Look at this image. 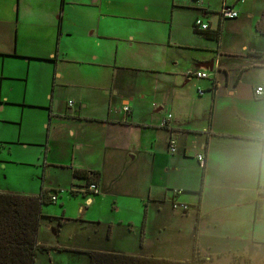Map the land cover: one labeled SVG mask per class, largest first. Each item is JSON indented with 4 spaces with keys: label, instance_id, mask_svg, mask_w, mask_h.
I'll return each instance as SVG.
<instances>
[{
    "label": "crops",
    "instance_id": "crops-1",
    "mask_svg": "<svg viewBox=\"0 0 264 264\" xmlns=\"http://www.w3.org/2000/svg\"><path fill=\"white\" fill-rule=\"evenodd\" d=\"M224 6L238 17L222 19ZM197 19L218 30L219 40L197 33ZM258 24L264 31V0H0V58L46 65L48 151L69 165L79 187L72 191L87 186L75 169L98 172L96 195L127 196L142 216L138 227L44 216L38 244L48 249L35 264H57L60 254L67 264H89L86 251L153 257L142 202L166 216L158 234L174 219L187 220L193 251L207 259L213 255L204 250L219 244L251 250V260L264 248ZM199 71L208 77L197 78Z\"/></svg>",
    "mask_w": 264,
    "mask_h": 264
},
{
    "label": "rangeland",
    "instance_id": "rangeland-1",
    "mask_svg": "<svg viewBox=\"0 0 264 264\" xmlns=\"http://www.w3.org/2000/svg\"><path fill=\"white\" fill-rule=\"evenodd\" d=\"M226 42L236 49L233 39L228 38ZM45 71L46 65L38 61L0 58V141L5 142L0 143V191L39 196L46 190L49 196L57 195L56 203L42 205L43 216L64 218L71 222L82 219L106 224H127L132 221L138 227L142 216L133 199L118 194L98 196L89 192H71L79 187L75 186L77 181L69 177L64 167L68 164L61 162L62 158L56 156V149L50 151L49 148L48 151L46 123L50 113L49 108L43 106L49 103V98L46 100L43 96V86L48 77ZM6 96L9 102H6ZM67 97L71 99V96ZM87 156L88 160H93L91 156ZM62 173L67 176L64 177ZM90 200L93 202H89ZM141 204L149 207L151 222V244L147 252L157 258L190 260L193 246L191 234L186 232L189 229L187 220L174 219V224L158 234L155 225L159 223V219L165 220L166 216L157 214L153 202ZM83 208L86 209L84 212ZM174 213L179 214L180 210L176 209ZM178 225L183 227V232L176 231ZM43 230L42 226L41 231ZM221 247L219 244L212 250H204L213 255L209 259L207 254L199 253L198 257L203 259L202 264H245L244 261L251 255V250L246 252L236 246ZM45 256L44 253L40 255L41 258ZM251 258L254 264H264V248L252 254ZM54 260L57 264H67L64 254L54 257Z\"/></svg>",
    "mask_w": 264,
    "mask_h": 264
},
{
    "label": "trees",
    "instance_id": "trees-1",
    "mask_svg": "<svg viewBox=\"0 0 264 264\" xmlns=\"http://www.w3.org/2000/svg\"><path fill=\"white\" fill-rule=\"evenodd\" d=\"M258 28L262 31L261 24ZM208 38L219 40V31H198ZM73 176L86 180V185L98 184L100 173L75 169ZM99 185V184H98ZM72 193H77L71 191ZM55 203L48 191L43 190L39 196H27L10 192H0V264H35L40 249H48L38 244V230L44 216L43 204ZM110 228L107 236L109 237ZM60 250H66L59 248ZM89 264H202L199 252L194 249L190 260L179 261L167 258L134 256L121 253L86 251ZM245 264H253L250 258Z\"/></svg>",
    "mask_w": 264,
    "mask_h": 264
},
{
    "label": "built area",
    "instance_id": "built-area-1",
    "mask_svg": "<svg viewBox=\"0 0 264 264\" xmlns=\"http://www.w3.org/2000/svg\"><path fill=\"white\" fill-rule=\"evenodd\" d=\"M220 17L222 19H235L238 17V12L236 10H234V8L231 7H225L222 9L221 13H220ZM194 28L198 31H206L210 29V25L206 22H204L202 19H197L194 23ZM195 76L197 78H207L208 75L205 72H196ZM256 97H258L261 100H264V86H258L256 87L255 91H254ZM173 148H171L172 150ZM198 161L200 163V165L204 166L205 163V158L204 155H199L198 156ZM84 192L88 193H94L97 194L99 192V185L96 183H91L89 186H86L84 188ZM51 200L53 202H57L58 197L57 195H51ZM173 207L174 208H180L182 210H188L189 207L185 204H181V203H173Z\"/></svg>",
    "mask_w": 264,
    "mask_h": 264
},
{
    "label": "clouds",
    "instance_id": "clouds-1",
    "mask_svg": "<svg viewBox=\"0 0 264 264\" xmlns=\"http://www.w3.org/2000/svg\"><path fill=\"white\" fill-rule=\"evenodd\" d=\"M255 148L258 159H264V128H261L256 133Z\"/></svg>",
    "mask_w": 264,
    "mask_h": 264
}]
</instances>
